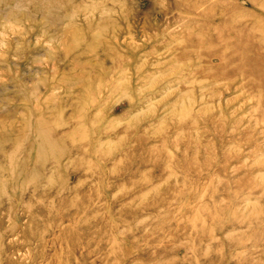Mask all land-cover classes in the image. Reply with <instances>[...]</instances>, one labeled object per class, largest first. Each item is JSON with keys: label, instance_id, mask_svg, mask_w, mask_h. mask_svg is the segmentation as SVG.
<instances>
[{"label": "rangeland", "instance_id": "obj_1", "mask_svg": "<svg viewBox=\"0 0 264 264\" xmlns=\"http://www.w3.org/2000/svg\"><path fill=\"white\" fill-rule=\"evenodd\" d=\"M0 264H264V0H0Z\"/></svg>", "mask_w": 264, "mask_h": 264}]
</instances>
